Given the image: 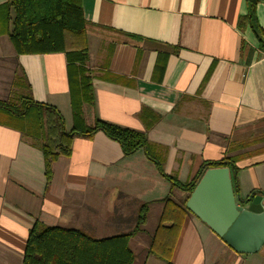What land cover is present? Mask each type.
<instances>
[{
  "label": "crops",
  "instance_id": "crops-1",
  "mask_svg": "<svg viewBox=\"0 0 264 264\" xmlns=\"http://www.w3.org/2000/svg\"><path fill=\"white\" fill-rule=\"evenodd\" d=\"M81 7L92 25L87 41L95 110L84 108L86 124L97 117L144 133L164 174L182 184L203 163L231 158L235 197L255 193L264 206V45L252 21L241 26L247 1L81 0ZM254 26L264 41V0L256 3ZM22 72L33 101L57 109L70 131L64 54L17 56L0 35V98L7 74ZM185 197L144 149L125 156L100 132L73 140L46 187L41 151L0 122V264H22L37 221L97 240L134 233L128 242L134 264H264V244L254 254L234 252L176 207ZM144 207L142 231L135 233ZM161 225L176 228L173 236L158 237L169 247L158 251L168 262L148 254Z\"/></svg>",
  "mask_w": 264,
  "mask_h": 264
},
{
  "label": "trees",
  "instance_id": "trees-1",
  "mask_svg": "<svg viewBox=\"0 0 264 264\" xmlns=\"http://www.w3.org/2000/svg\"><path fill=\"white\" fill-rule=\"evenodd\" d=\"M246 1L248 14L242 20L241 26L252 21L251 28L261 45H264L261 30L254 26V12L258 0ZM91 26L83 17L81 0H6L0 6V35L7 36L17 56L64 54L73 128L66 130L63 117L57 109L33 101L23 72L21 76H15V86L20 90L16 97L9 101L0 100V122L16 128L30 145L41 151L46 187L52 180L54 163L59 158L70 156L73 140H90L100 132L109 140L118 143L125 156L140 148L144 149L159 174L172 187L186 193L181 206L176 207L187 212L186 201L203 173L207 169L223 167L235 171L234 161L224 157L215 162H205L190 182L182 184L164 174L161 162L150 153L144 133L106 123L97 117L91 125H87L83 119L84 108L92 112L95 110L93 75L88 68L87 30ZM143 115L144 111L141 113L142 118ZM255 196L257 195L252 193L250 197ZM145 216L146 207L139 214L135 233L142 231L140 224ZM175 231L176 228L171 226H159L150 238L148 254L168 262L160 253L169 247L161 244L158 237L173 236ZM133 234L97 240L80 230L46 226L37 221L29 230L22 264H134L135 255L128 243Z\"/></svg>",
  "mask_w": 264,
  "mask_h": 264
},
{
  "label": "water",
  "instance_id": "water-1",
  "mask_svg": "<svg viewBox=\"0 0 264 264\" xmlns=\"http://www.w3.org/2000/svg\"><path fill=\"white\" fill-rule=\"evenodd\" d=\"M185 206L238 254H254L264 244L262 198H236L228 168L207 169Z\"/></svg>",
  "mask_w": 264,
  "mask_h": 264
},
{
  "label": "rangeland",
  "instance_id": "rangeland-1",
  "mask_svg": "<svg viewBox=\"0 0 264 264\" xmlns=\"http://www.w3.org/2000/svg\"><path fill=\"white\" fill-rule=\"evenodd\" d=\"M8 45H9V42H8ZM7 77L9 80L7 83H5L6 84L5 89L3 90L5 92V94L2 95L0 98L3 101H9L10 99H12V97L15 98L16 97L15 95H17L18 92H20V90L15 86V83H14L15 76L12 75L10 78V75L7 74ZM87 111H89L88 108H87ZM83 119L85 121V119H86L85 116L83 117ZM86 121H87V119H86Z\"/></svg>",
  "mask_w": 264,
  "mask_h": 264
}]
</instances>
